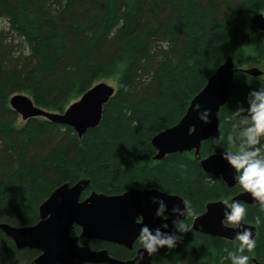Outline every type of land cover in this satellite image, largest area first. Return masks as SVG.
Listing matches in <instances>:
<instances>
[{"label":"trees","instance_id":"obj_1","mask_svg":"<svg viewBox=\"0 0 264 264\" xmlns=\"http://www.w3.org/2000/svg\"><path fill=\"white\" fill-rule=\"evenodd\" d=\"M253 11L264 15V0H0V224H36L39 206L56 188L82 179L90 182L82 199L91 192L157 189L187 200L192 212L174 230L176 247L159 251L152 264H231L226 257L234 242L190 227L208 202L229 193L234 198L239 188L204 173L193 152L153 161L151 140L180 121L227 57L238 69L264 68V34L248 21ZM261 71L257 78L234 74L235 90L218 114L220 136L236 122L228 119L231 112L247 108L248 93L264 87ZM102 80L115 93L99 125L81 139L42 118L22 121L9 105L10 97L24 94L45 111L63 113ZM224 146L210 138L200 156L222 153ZM246 208L244 222L257 235L254 249L243 254L249 264L264 262V222L256 224L264 213L259 203ZM71 234L79 235V227ZM79 244L119 260L141 248L137 240L132 250ZM38 255L16 249L0 231V264H28Z\"/></svg>","mask_w":264,"mask_h":264},{"label":"water","instance_id":"obj_2","mask_svg":"<svg viewBox=\"0 0 264 264\" xmlns=\"http://www.w3.org/2000/svg\"><path fill=\"white\" fill-rule=\"evenodd\" d=\"M251 25L264 34V15L256 13L250 20ZM243 73L252 78L262 75L256 67L235 68L233 59L227 57L216 71L207 79L202 90L191 100L180 121L156 134L152 140L155 149L153 161H161L175 153H191L199 160L202 171L219 177L228 187H235L234 171L221 159L222 153H214L201 158L200 148L204 141L220 137L218 114L235 90L234 74ZM115 88L100 82L86 91L63 113L48 112L33 104L24 94L10 97L9 105L22 121L42 118L52 124L70 127L81 139L89 130L97 127L101 120L103 106L114 95ZM210 110V122L201 123L198 112ZM89 180H80L70 186L63 184L56 188L39 206V221L32 226L13 227L0 224V231L10 238L16 249H30L39 255L28 264H152L157 253L149 257L139 248L133 258L119 260L111 257L107 250H90L79 244V240L102 241L116 244L128 250L133 249L141 224L150 228H160L163 233L174 234L178 224L184 221L187 213L181 217L171 213L173 206L183 208L184 199L178 195L166 194L157 189L130 188L120 195H105L91 192L82 199V193L88 188ZM163 199L168 206V218L155 217L156 205L153 198ZM233 199H239L246 205L258 204L249 194L239 193ZM221 200L208 202L204 212L193 218L190 230L217 239L234 242L238 227L221 223ZM140 220V223L137 221ZM167 224V227L162 225ZM243 227L251 229L253 238L257 235L254 225L242 221ZM74 227L80 234L72 235ZM164 248L159 249V251ZM158 251V252H159ZM144 259L140 261V255ZM251 264L264 262L251 259Z\"/></svg>","mask_w":264,"mask_h":264},{"label":"clouds","instance_id":"obj_3","mask_svg":"<svg viewBox=\"0 0 264 264\" xmlns=\"http://www.w3.org/2000/svg\"><path fill=\"white\" fill-rule=\"evenodd\" d=\"M118 75L113 77L115 82ZM247 108L238 107L231 112L228 118L236 122L231 125V131L227 137L220 136L217 143H223L224 149L221 159L234 171L235 186L241 193L250 195L253 201L258 202L261 213H264V87L252 89L246 97ZM198 112L197 119L204 124L210 122V110L205 109ZM152 203L156 205L155 217L167 219L168 206L163 199L153 198ZM221 223L223 225L238 227L234 237L235 251H229L227 259L231 264H249L250 257L243 254L245 250L251 252L256 244L251 229L243 227L246 215V204L239 199H233L232 194L222 197ZM183 208L173 206L171 213L183 217L190 214L192 209L188 207V201H182ZM262 222L260 216L256 217V224ZM140 223V220L137 221ZM167 227V224L162 225ZM182 232H187L188 228L181 225ZM178 237L175 234L163 233L160 228H150L148 224H141L137 243L149 257L158 253L159 249H173L176 247ZM144 255H140L142 262Z\"/></svg>","mask_w":264,"mask_h":264},{"label":"rangeland","instance_id":"obj_4","mask_svg":"<svg viewBox=\"0 0 264 264\" xmlns=\"http://www.w3.org/2000/svg\"><path fill=\"white\" fill-rule=\"evenodd\" d=\"M254 14H256V12H251V13H249L248 14V21L250 22V20H251V18H252V16L254 15ZM2 25H4V24H2ZM250 67H256V68H258V69H260V70H264V68L260 65V64H255V65H249V66H246L245 68H250ZM101 82H105V83H107V84H109V85H111V86H114L111 82H107V81H104V80H102ZM114 88H116V87H114Z\"/></svg>","mask_w":264,"mask_h":264}]
</instances>
